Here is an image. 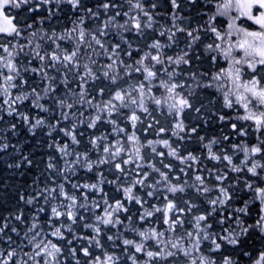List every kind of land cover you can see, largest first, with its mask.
I'll return each instance as SVG.
<instances>
[{"label": "snow or ice", "instance_id": "snow-or-ice-1", "mask_svg": "<svg viewBox=\"0 0 264 264\" xmlns=\"http://www.w3.org/2000/svg\"><path fill=\"white\" fill-rule=\"evenodd\" d=\"M167 2L171 5L172 22L169 27L162 26L163 30L157 32L154 27L157 24L156 13L149 10L141 0H126L128 8L124 11L119 10L123 5L118 0L98 3L95 10L86 6L84 0H0V124L8 125L6 134L0 131V153L7 152L10 147L18 153V162L15 165L9 163L8 168H20L24 163L31 166L33 163L27 155L8 142L11 136L16 135L21 122L33 136L37 128L49 127V136L53 130L58 131L68 137L72 145L80 144L75 134L78 125L94 129L103 122L113 125V131L120 135L114 143L107 136H93L89 139L92 149L98 153L95 161L88 156V151L70 149L68 143L49 144V148L55 147L56 152L60 153L64 166H59L55 157L50 156L45 168L49 183L35 187V195L27 200L20 197L26 204H35L37 207L22 237L17 227L10 229L20 237L18 245L12 236H8L7 241H0L11 249L0 253V264H62V258L67 259L64 256L66 248L73 258L82 252L87 258L85 264H118L122 259L121 255L104 250L101 226L116 228L122 225L119 213L129 210L119 199L109 203L107 194L99 189L98 183L73 182L72 177L76 171L74 165L91 172L94 165L114 164L120 175L107 182L116 185L117 191H122L126 200L134 201L143 209L139 212V221L151 224L155 213L162 215V223L167 226L164 231L154 226L138 228L135 224L129 225V230L139 237V241L128 238L121 241L124 246L123 255L131 264H140L136 254L146 257L143 264H169V258L175 261L181 255L192 257L193 253L199 255L187 264H234L228 255H224L222 261L204 255L201 244L210 241L209 252L215 254L219 253L222 245H242L246 242L244 238L253 232L264 237V163H261L264 160V0H215V11L209 8L199 13L194 27L191 23L186 24L188 17L180 14L184 0ZM186 2L192 6L199 5V0ZM205 3L211 5L213 0H205ZM62 5L70 6L73 13L83 14L75 15L72 26L59 33L55 29L48 32L43 27H36L37 23L43 25L45 18L54 17L57 10L62 11ZM42 8L46 9L47 17H39L33 22H21L18 16L9 14L12 9H25L37 14ZM150 8L155 10L157 4L152 3ZM100 9L106 20L90 28L88 22L100 19ZM112 10H115L114 15L109 14ZM217 17L227 18L226 28L218 26L221 22ZM244 21H250L251 24L245 26ZM149 32L158 38L145 43L143 48L134 44V37L147 40ZM165 37L166 42L162 43L160 38ZM167 50H173V54L169 55ZM194 60L201 64L207 60L217 66L218 70L193 71ZM221 60L227 67L220 66ZM29 73L38 76L40 83L30 85L26 79ZM97 81L101 84L106 81L111 87L106 92L105 87L101 86L92 95L89 89H94ZM207 89H215L219 93L224 108L243 110V114L237 112L235 119L249 123L247 126L231 123L233 133L240 137H248L250 131L258 134L256 144L249 145L242 141L231 145L233 154L243 152L239 165L234 163L233 155L224 147L219 151L213 150L212 146L221 144V141L214 138L204 144L205 137H199L207 150L206 158L224 163L227 171L215 167L193 168L192 165L197 164L199 158L191 152L181 154L178 143L174 146L170 139L163 138L141 143L135 131L129 134L125 127L117 123L116 117H125L132 128L136 129L137 123L141 121L138 113L150 114L149 105H154L152 111H160L162 114L166 111L173 118L171 135L183 141L186 136L197 133L199 127V124L190 128L186 125L188 115L195 112L197 121L205 119L206 106L197 100V94ZM13 90L18 91L14 93ZM97 96L102 99L97 100ZM105 96L106 99L103 98ZM42 100L45 103H41ZM25 101H31V107L43 113L57 111L58 116H53L55 123H48L43 116L33 117L30 113L22 112L20 108L26 107ZM197 102L200 103L199 107H196ZM45 104L50 106L45 107ZM86 112H90V115L86 116ZM6 117H10L11 122ZM72 117L77 119L73 121ZM217 117L220 122L227 119L225 114L216 112H212L208 119ZM62 121L69 122L71 127H58ZM159 123L153 117V123L148 124L144 131L147 132ZM168 131L165 127H159L156 135ZM79 135L83 136V133ZM222 139L228 141L230 136L225 135ZM156 145L167 149V152L158 150ZM144 149L151 150V157H160V163L167 171L151 163V157L144 153ZM125 155L127 158H123ZM70 156L75 158L68 160ZM165 156L178 160L194 173L190 177L192 184L187 179L183 185L173 182L179 181L180 177L171 175L174 169L171 163H164ZM131 164L135 165L136 178L125 185L121 177L129 180L130 174L124 166ZM145 168L158 174L159 178L154 183H147L151 176ZM189 171L180 168L185 177L189 176ZM204 171L208 173L207 180L201 174ZM245 172L248 176L242 188L239 177L225 186V181L230 179L229 173ZM99 182H104L102 173ZM67 185H71V190H68ZM137 185L151 189L147 191V197L157 199L161 188L165 193L173 195L191 188L203 201L198 205L185 200V207H180L165 194L163 208L151 205L149 209L145 207L148 201L133 193ZM83 189L100 192L101 199L89 202V196ZM240 192L251 193V196L249 199L240 197L242 206L230 207ZM40 200H43V205ZM250 201H258L260 205L258 216L252 223L243 218L250 214ZM203 204L207 207L200 211ZM194 210L199 214H194ZM42 213L45 214L43 223ZM83 213H90V216ZM189 213L192 215L188 221L181 218ZM23 217L24 213L20 212L12 218L24 224ZM210 218L212 222H209ZM8 219L5 218L0 233H5L9 228ZM89 219L94 222L89 223ZM128 220L131 221L132 217L128 216ZM78 222L83 224L84 229L91 230L93 235H78L72 228ZM186 223L191 227L185 228ZM214 224L219 225L218 232L210 231ZM180 228L184 229L182 234H178ZM65 232H71L72 239H67ZM52 238H55V242ZM66 239L65 245L63 242ZM118 239V235H107V240L113 242L114 248L120 247L116 243ZM74 240H87L88 243L77 249L73 246ZM149 241L152 243L149 244ZM93 245L101 254L93 255ZM17 248L22 253L19 260L15 259ZM26 248L31 251H25ZM130 249L133 250L131 254ZM244 255L249 254L245 252ZM76 264H81L78 258ZM254 264H264V251L259 253Z\"/></svg>", "mask_w": 264, "mask_h": 264}, {"label": "trees", "instance_id": "trees-1", "mask_svg": "<svg viewBox=\"0 0 264 264\" xmlns=\"http://www.w3.org/2000/svg\"><path fill=\"white\" fill-rule=\"evenodd\" d=\"M105 0H84V3L86 6L92 7L94 10L97 9L98 3H103ZM145 6L156 13L155 19L157 21V24L154 25L156 28V31L159 32L160 30H163V27H169L171 25V5L167 2V0H141ZM119 4L123 5L122 9H119L121 11L127 10L128 4L126 3V0H118ZM152 3L157 4V8L155 10H152L150 8V5ZM62 11L57 10L54 17L51 19H44L43 25H40L39 23L36 24V27H43L48 32H51L52 29H55L58 33L62 32L66 27L72 26V20L74 19L75 15H82L83 13H73L70 6L64 7ZM13 10V9H12ZM101 16L100 19L96 22H88L90 28H95L98 24L102 23L106 20V16L103 15V10L100 9ZM203 11H201L202 13ZM115 10H112L110 12V15H114ZM181 15L188 17V20L185 21L186 24L191 23V26H195L196 17L199 13L193 12V11H187L182 10ZM10 15H16L18 16V19L23 22L24 20H27L28 22H33L38 20L39 17H47V11L46 9L42 8L41 11L37 14L29 13L25 9L21 10H13ZM120 19V18H117ZM217 20L222 19L220 17H217ZM122 22V21H121ZM163 26V27H162ZM127 35V33H125ZM158 38L153 34L152 32L148 33L147 40L145 38H133V42L136 46H139L141 48L144 47L145 43L150 42L152 39ZM162 43L166 42L165 38H160ZM210 42V41H206ZM111 43V41H109ZM169 55L173 54V50H167ZM202 51V49H201ZM142 54V53H141ZM135 58V56L133 57ZM127 59V57H125ZM220 66H223V64L220 61ZM225 66V65H224ZM193 71H201V70H208V71H215L218 70L217 66H213L210 62L205 60L202 64L198 61H193ZM28 79L30 85H36L37 83H40V78L38 76H35L34 74L29 73L26 77ZM192 83V81H189ZM104 86L106 89V92L111 87L108 85V83L105 81L103 84L101 82L97 81L95 88H90L89 90L92 92V95H95L98 91L99 87ZM43 91L42 87L40 89ZM18 90H13L14 93H16ZM157 96L160 95L159 92L156 93ZM104 99L107 98V96L103 97ZM102 99L101 97L97 96V100ZM197 100L202 101L206 108H205V119H207V123L205 122V119H201L197 121L195 117L197 114L195 112H192L190 115H188L187 119L185 120L186 125L188 127L197 126L198 131L195 134H192L190 137L186 136L185 140L178 141L176 137H173L171 135V124L173 118L168 116L166 111L163 112H157L152 111L154 109V105H149L150 108V115L147 118V114L143 112H139L138 114L141 116V121L137 123L136 129L132 128L131 123L128 122V120L125 117H116L117 123L121 127H125L129 134H131L133 131L136 132V135L140 138L141 143H146L147 140H160L163 139H170V143H172L174 146L178 143L179 150L181 154H187L188 152L193 153V155L197 156L199 159L197 161V164H193L192 167H200L204 169L208 168H217L227 171L225 168L224 163H219L215 161H209L207 157V150L204 148L203 144H201L199 137L203 136L205 137L204 144H207L209 140L211 139H217L221 141V144L219 145H213L214 151H219L221 147H224L228 150V153L230 155H233V161L235 164L239 165L240 160L243 159V152H236L233 154L231 152V145L241 143L242 141L245 143L256 144L258 143L256 139V135L254 133L250 132V137H240L236 135L235 133H232V130L228 132V129L230 128L231 123H237L239 125L241 121H237V119H234V117L237 116V112H235L233 109H229V111L226 110V108L222 105V99L215 91V89H207V90H201L197 94ZM41 103H45L43 100ZM25 106H22L20 110L22 112L30 113L33 117L36 116H43L48 123H55V120L53 119V116H58L57 111H51L48 113L40 112L38 109L31 107V101H25ZM50 104H45V107H49ZM154 106V107H153ZM200 103H196V107H199ZM127 112L128 110H124ZM153 114H152V113ZM212 112H216L218 114H225L227 119L225 122H220L217 118H211L208 119V117H211ZM234 117H233V115ZM231 114V115H230ZM243 114V113H242ZM85 115H90V112H86ZM230 115V117H229ZM153 117L158 119L160 121L159 125H154L153 128L149 129L147 132L144 131L145 128H147L148 124L153 123ZM228 118H230L228 120ZM232 118V119H231ZM77 117H72V120L75 121ZM6 120L8 122H11L10 117H6ZM7 123L0 124V131H4L6 134L7 129ZM58 127H71V124L67 121H62L61 125ZM159 127H165L169 129L168 132L161 134L160 136L156 135V132L158 131ZM35 136L31 135L28 132V128L26 125H24L22 122L18 124L16 135L11 136L9 139V143L11 145H15L16 149H19L23 154L27 155L32 161V165L29 166L26 163L22 165L20 168H8V164L12 163L15 165L17 163L16 157L18 156V153L13 148H9L7 152L0 153V227H3L5 221V218H9L7 223L9 224V228L5 230V233H0V241H7L8 236H12V238L16 241V244L18 245L20 243V237L23 236V232L26 231V227L28 224L31 223L33 213L35 212L36 205H28L23 200L20 199L21 196L27 200L30 196L35 195L34 188L37 186H43L45 183H49L48 180V174L45 171L46 164L48 163L49 157L53 156L55 157L57 163L59 166L63 167V161L60 159V153L56 152L55 147L49 148V144H64L68 143L70 145V149H74L79 152H85L88 151V156L93 160H97L98 153L96 149H92V146L89 144V139L93 136L101 137V136H107L108 140L115 142L116 139L120 138V135L115 133L113 131V125L107 124V123H99L96 128L94 129H88L86 125H78L77 129L75 130V134L77 135V138L80 140L79 145H72L71 141L68 137L64 136L63 133H60L58 131L53 130L52 135L49 136L47 133L50 131L49 127L44 128H37ZM83 133V136L79 135V133ZM183 135V134H182ZM229 135L230 139L228 141H223V136ZM157 149L160 151L167 152V149L162 148L160 145H156ZM146 155L151 157V150L150 149H144L143 150ZM102 155V150L100 152ZM74 156L67 157L68 160L74 159ZM123 158H127L125 155ZM256 159H259V157H256ZM161 158L160 157H151V163H154L156 167L161 168L164 171H167L166 169H163L162 164L160 163ZM164 163H171L173 166L174 171L171 173L173 177L179 176V181H173L174 183H179L183 185V182L185 179L188 180L189 184H192L191 176L194 175L193 172L189 171L186 165H181L178 160H175L171 157L165 156L163 158ZM261 162H264V160H261ZM226 163V162H225ZM250 165V162H249ZM75 167V175L72 177L73 182L78 183H98L99 189L102 190L103 193L107 194V197L109 199V203L114 202L116 199L121 200V202L125 205V207L129 210L128 212H120L119 216L121 220L123 221L122 225H117L116 228H104V226H101L103 229V235L101 237V242L104 245V250L108 252H115L117 255H121L122 259L118 262V264H131V261L126 258V256L123 255V245H122V239L128 238L133 239L136 241H139V237L136 236L133 232L129 230V225L135 224L138 228H145L154 226L157 229L164 231L166 230L167 226L163 225L162 223V215L160 213H155L154 217L151 220V224H144L143 222L139 221V212L143 211L139 205H136L134 201H128L124 198V194L122 191H117V186L111 183H108L107 181H111L117 178L120 174L116 172L114 164H104L99 165L96 167L94 165V170L89 172L83 168H80L78 166ZM126 170L129 172V180H124L123 177H121V181L123 184H128L132 179H135L134 171H135V165H126L124 166ZM184 167L186 171H189V176L185 177L184 173L180 172V168ZM241 167H243L241 165ZM144 170L149 171L151 178L148 179L147 183L152 184L154 183L155 179H158V174L152 173L150 169L145 168ZM103 174L104 182L100 183V174ZM203 176H205L206 180L208 177L207 171H204L201 173ZM230 179L225 181V186L233 183L238 177L240 180V187H243V182L245 178L248 176V174L245 173H229ZM119 183V182H118ZM68 190H71V185L66 186ZM151 189H148L147 187H141L139 185L135 186L133 188V193L137 196L142 197L143 199L147 200L148 203L145 204L146 208L150 209L151 205H157L161 208L164 207V200L163 196L167 193L163 191V188L160 189L159 192V198H150L147 197L146 193ZM84 193H86L89 196V202L92 200H100L101 199V193L93 190L89 192L87 189L82 190ZM171 199H173L180 207H185L184 201L189 200L195 204L201 205L203 198H198L197 194L194 189L186 188L185 192L183 193H177L175 195L173 194H167ZM251 196V193L245 194L244 192H240L237 199L232 201V204L230 207H236V206H242V200L243 199H249ZM40 204L43 205V200H40ZM249 208H250V214L247 217H243L246 222L252 223L256 220L258 213H259V207L258 201H250L249 202ZM207 205L203 204L200 208V211H203L204 208H206ZM20 212L24 213V219L25 223L20 224V222L14 220L12 217H14L16 214H19ZM85 216H90V213H83ZM194 214H199L198 211L194 210ZM42 217V223L45 219V214H40ZM192 213L186 214L182 216L181 218L185 221H188L191 218ZM128 216L132 217V220H128ZM218 219V217H216ZM89 223L94 222L93 219H89ZM209 222H212V219L210 218ZM11 227H17L18 231L20 232V237L17 236L16 233L11 232ZM190 224L186 223L185 228H190ZM72 228L74 231L77 232L78 235L81 236H92L93 233L91 230H86L83 227V224L81 222H78L77 225H72ZM47 231V228H45ZM219 225H215L213 229L210 231H219ZM184 231L183 228L178 229V234H182ZM64 235L67 239H72V233L71 232H65ZM107 235H118L120 239L116 241L117 244H120V247L114 248L113 242L107 240ZM166 235H171L170 233H166ZM55 242V238H52ZM67 239L63 242L65 245L67 244ZM246 240L245 243H243L240 246H230V245H222L219 253H211L209 252V248L211 247L210 241H204L201 244V249L203 250V254L206 256H212L214 259H217L219 261H222V257L224 255H228L233 260L234 264H251L250 262L253 260H256L259 256V253L261 251H264V237H261L258 232H253L251 236L244 238ZM87 240H74L73 246L79 249L81 246H87ZM149 244L152 242L149 241ZM12 247H16V245H12ZM8 250H11L9 246L6 243L0 242V253H6ZM25 251H31L30 248L24 249ZM93 255L101 254L100 250L95 248L93 245L91 249ZM133 250H129V254H131ZM247 252L249 255H244V253ZM140 260V264H143V261L146 259L143 254H136ZM199 253H193L192 257L185 258L183 255L179 256L175 261H172V258H169V264H187L192 258H195L198 256ZM22 253L20 252L19 248H17V256L16 260L21 259ZM64 256L67 257L66 260L62 258V264H76V259L78 258L81 262V264H85V261L87 258H85L82 254V252H78L77 257L73 258L71 256L70 251L66 248ZM9 264H12V262H9ZM163 264V262H161Z\"/></svg>", "mask_w": 264, "mask_h": 264}, {"label": "flooded vegetation", "instance_id": "flooded-vegetation-1", "mask_svg": "<svg viewBox=\"0 0 264 264\" xmlns=\"http://www.w3.org/2000/svg\"><path fill=\"white\" fill-rule=\"evenodd\" d=\"M209 8H211V11L212 12H214L215 11V0H213V3L211 4V5H208V4H206L205 3V0H199V5H197V6H192V5H189V4H187V2H186V0H184V2H183V4H182V10H187V11H193V12H196V13H201V11H206V10H208ZM233 15L235 14V13H232ZM221 19H222V21L221 20H219L220 22H221V24L220 25H218V26H221V27H225L226 28V25H227V18L226 17H220ZM237 23L239 24V23H241V21H237ZM244 23H245V26H248V25H250L251 24V22L250 21H244ZM252 27H256V26H252ZM222 63V62H221ZM223 65H225V66H227V64L224 62V64ZM227 110V109H226ZM249 123V122H248ZM242 124H244L245 126H247V124H245V122H242ZM241 125V123L238 125V126H240ZM232 129H231V127L228 129V132H230ZM251 132V131H250ZM233 133V132H232ZM255 134V133H254ZM256 136L258 135V134H255ZM250 137V135L248 136V137H246V138H249ZM261 163H264V162H261ZM250 166V165H249ZM259 171V170H258ZM258 205H259V202H258ZM256 258H258V257H256ZM254 261L255 260H253V261H251L250 263L251 264H254Z\"/></svg>", "mask_w": 264, "mask_h": 264}, {"label": "rangeland", "instance_id": "rangeland-1", "mask_svg": "<svg viewBox=\"0 0 264 264\" xmlns=\"http://www.w3.org/2000/svg\"><path fill=\"white\" fill-rule=\"evenodd\" d=\"M14 10V9H13ZM13 10H9V14L13 11ZM221 62H222V64H224V61H222L221 60ZM223 67H227V66H224L223 65ZM154 107V106H153ZM227 111H229V109H227ZM235 112H239L240 114H242L243 113V110L242 109H239V108H237L236 110H234ZM158 112V111H157ZM160 112V111H159ZM152 113V112H151ZM153 114V113H152ZM149 115L150 114H147V118L149 117ZM242 122L243 121H241V124H242ZM245 124H248V122H245Z\"/></svg>", "mask_w": 264, "mask_h": 264}, {"label": "bare ground", "instance_id": "bare-ground-1", "mask_svg": "<svg viewBox=\"0 0 264 264\" xmlns=\"http://www.w3.org/2000/svg\"><path fill=\"white\" fill-rule=\"evenodd\" d=\"M141 47H142V46H141ZM231 114H232V113H231ZM231 114H230V115H231ZM230 115H229V117H230ZM232 115H233V114H232ZM233 117H234V115H233ZM229 119H230V118H228V120H229ZM231 119H232V118H231ZM234 119H235V117H234ZM237 121H238V120H237Z\"/></svg>", "mask_w": 264, "mask_h": 264}]
</instances>
